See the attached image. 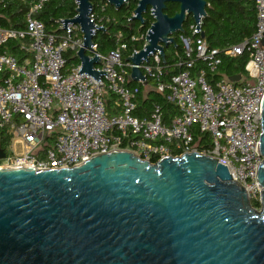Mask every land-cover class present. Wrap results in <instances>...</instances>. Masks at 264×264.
Returning a JSON list of instances; mask_svg holds the SVG:
<instances>
[{"label":"water","instance_id":"95a60500","mask_svg":"<svg viewBox=\"0 0 264 264\" xmlns=\"http://www.w3.org/2000/svg\"><path fill=\"white\" fill-rule=\"evenodd\" d=\"M92 1L75 0V16L59 23L80 28L77 75L99 83L106 75L94 70L101 60L92 47L102 27L90 18ZM94 1L118 12L136 0ZM167 3L178 5L171 17ZM148 10L146 44L126 59L129 80L144 85L140 66L156 52L165 62L164 49L184 33L187 17L199 32L206 1L138 0L130 20L144 25ZM259 153L258 210L225 166L199 152L151 163L114 150L68 168L0 169V264H264V99Z\"/></svg>","mask_w":264,"mask_h":264},{"label":"built area","instance_id":"2783aa9c","mask_svg":"<svg viewBox=\"0 0 264 264\" xmlns=\"http://www.w3.org/2000/svg\"><path fill=\"white\" fill-rule=\"evenodd\" d=\"M48 1L38 0L30 6L25 30L0 27V144L5 139L7 143L6 152L0 146L4 153L0 169L68 168L114 150L132 151L147 160L156 156L159 160L173 156V152H198L194 142L197 132L199 139L207 134L211 145L199 153L218 160L232 180L244 188L249 200L259 201L256 176L263 159L259 153L264 99L263 0H256L253 35L222 52L209 48L199 36L201 23L199 32H193L197 25L191 26L194 40L181 37L187 70L169 82L161 81L159 52L151 55L148 64L140 66L146 79L155 81V90L166 92L167 100L179 111L166 125L158 105L148 117L139 119L132 115L137 90L125 86L121 70L125 44L104 55L92 47L101 60L94 70L106 75L99 78V83L86 73L77 75L80 62L73 68L66 66L64 55L71 50L76 56L83 43L82 33L79 27L69 25L68 30L60 23L65 36L47 34L36 15ZM146 34L132 40L142 39L145 45ZM9 41H18V49L24 53L21 59L8 53L5 45ZM88 54L92 57L91 50ZM244 54L248 58L246 77H240L238 86L222 78L213 87L205 70L195 77L190 75L194 61L202 62L213 72L221 64V55ZM126 66L131 69L130 63ZM107 93L118 97L116 106H120V112L116 115L106 112L103 96Z\"/></svg>","mask_w":264,"mask_h":264},{"label":"trees","instance_id":"16d2710c","mask_svg":"<svg viewBox=\"0 0 264 264\" xmlns=\"http://www.w3.org/2000/svg\"><path fill=\"white\" fill-rule=\"evenodd\" d=\"M38 0H0V27L10 28L15 30L26 29V14L30 6ZM137 1H130L124 5L121 11L116 12L105 2L92 1V19L95 24L102 27V30L97 32L93 38V44L96 46V52L100 55L119 48L120 44H125L126 49L121 51V59L123 63V76L125 77V86L130 89H136L133 102L135 109L132 115L136 118L148 117L155 105H158L162 111L163 124H169L170 121L179 115L176 106L167 100V93H159L155 90V81L147 77V84L136 83L129 80L130 68L126 66V59L133 54L134 51H139L144 46L142 39L132 40V37L138 38L145 34L151 24L153 17L150 10L143 15L145 24L137 21H131L133 11L137 6ZM108 9L114 12L115 15L104 16L103 13ZM76 3L75 0H50L45 3L42 9L36 15V18L41 20L47 34H54L57 38H61L66 33L60 29V21L71 19L75 16ZM178 11V5L169 4L167 14L173 16ZM256 0H206V16L201 21V32L204 33V39L211 49H218L221 52L230 46L241 43L245 39H249L256 29ZM194 25L191 16L187 17V21L183 25L184 33H176L173 35L174 45H168L164 49L165 62H161L163 75L162 82H169L174 75L187 70L186 57L184 55V46L181 40L187 38L194 40V34L190 27ZM118 34L121 37L118 38ZM18 41H9L5 48L8 53L21 59L24 56L18 49ZM3 48V47H2ZM66 66L73 68L79 64V60L75 57L74 51L68 50L65 55ZM221 64L216 71L210 72L206 66L200 61H194L192 68L189 70L190 75L195 77L198 72L205 70L206 78L209 84L213 87L215 83L222 78H230L240 75L246 77L244 70L247 63V55L242 56H224L221 55ZM152 60H150V63ZM235 86L240 85L239 82L233 83ZM105 101L106 112L108 115H116L120 112V106H116L118 97L112 93H107L103 96ZM196 132L194 134V142L197 143V151L201 152L204 148H210L208 135L202 136L199 139ZM1 148L6 152V139L0 144ZM125 148V145L121 146ZM179 152H173V156H178ZM151 163H156L158 157L149 158ZM251 205L255 209H260L258 200H251Z\"/></svg>","mask_w":264,"mask_h":264},{"label":"rangeland","instance_id":"374dc122","mask_svg":"<svg viewBox=\"0 0 264 264\" xmlns=\"http://www.w3.org/2000/svg\"><path fill=\"white\" fill-rule=\"evenodd\" d=\"M117 12V11H116ZM104 16H108V15H115L113 11H111L110 9L107 8V10L103 13ZM77 34V31H74L73 36H75ZM82 36V35H81Z\"/></svg>","mask_w":264,"mask_h":264},{"label":"flooded vegetation","instance_id":"af4514ba","mask_svg":"<svg viewBox=\"0 0 264 264\" xmlns=\"http://www.w3.org/2000/svg\"><path fill=\"white\" fill-rule=\"evenodd\" d=\"M205 1H206V0H205ZM169 4H173V3H167V4H166L165 14H167V9H168V5H169ZM176 5H177V4H176ZM123 7H124V6H123ZM123 7H122V8H123ZM122 8H121V9H122ZM120 11H121V10H120ZM144 15H145V14H144ZM167 15H168V14H167ZM168 16H169V15H168ZM170 17H171V16H170Z\"/></svg>","mask_w":264,"mask_h":264}]
</instances>
